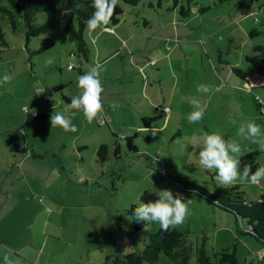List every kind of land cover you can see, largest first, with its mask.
Instances as JSON below:
<instances>
[{"label":"rangeland","instance_id":"374dc122","mask_svg":"<svg viewBox=\"0 0 264 264\" xmlns=\"http://www.w3.org/2000/svg\"><path fill=\"white\" fill-rule=\"evenodd\" d=\"M200 3L211 7L203 13L192 11L183 18L177 8H171L170 1L155 8L147 2L135 7L123 5L120 23L129 25L139 36L130 42L136 51L131 63L135 61L139 68L131 84L126 83L130 82L126 78L104 79L101 95L111 90L113 108L118 104V113L109 114L111 122L106 124H100L99 117L89 123L82 111L70 108L64 100V96L72 98L79 94L77 76L81 70L86 72L109 54L107 49L104 53L97 49V45L104 43L103 37L95 44L89 30L85 31L87 54H91L87 62L75 42L68 40L60 17L53 29L26 41L23 20L18 17L13 29L7 17L0 15L6 42L0 44V77H12L10 82L0 84V146H38V151L52 146L41 156L34 192L22 183L15 184L12 190L14 194L20 193L23 187L27 193H34V198L41 202L44 199L34 221H40L43 228L37 241L40 247L43 242L45 245L44 251L40 249L35 255L39 264H113L116 256L141 251L148 234L160 226L152 223L136 229L137 222L127 217L132 215L133 202L141 192L157 189L179 192L192 201L188 204L190 215L184 224L175 227L188 231L193 247L192 264L195 249L204 237L209 254L235 250L239 263L264 264V256H259L260 252L264 255V249L253 237L237 231L233 215L195 194L183 192L168 180L169 176H186L210 191L219 186L215 171L199 166V148L194 150L191 145L194 138H202L206 132H216L226 141L234 140L243 152L257 150L259 167L264 166L260 144L237 134L240 124L248 120L260 125L264 133V87L254 78L257 85L247 91L244 79L233 70L239 68L248 76L249 83L253 77L264 80V0ZM46 20L45 13H38L30 25L37 28ZM104 26L96 31L105 29ZM45 38H51L53 45L32 54ZM113 46L114 41L111 49L115 51L118 47ZM97 52L100 54L95 62L93 54ZM116 54V59L102 62V71L119 68L117 62L122 53ZM49 57L54 62L45 65ZM129 57L123 59L125 64ZM32 82L35 91L46 89L49 93L47 101L42 100L38 108L44 111L45 105H52L51 114L70 115L76 131L51 127V114L28 121L20 118L19 122L7 115L19 112L27 103L25 98ZM54 83L62 85V89L55 90ZM200 84L209 86L212 92H198ZM42 93L44 96L45 92ZM31 97L28 96L29 101ZM256 99H260V105ZM193 100L206 106V111L201 121L190 124L187 116ZM144 119H149L147 125ZM153 130H158L155 136ZM120 137H125V142ZM103 143L108 149L100 162L96 152ZM142 150L157 156V160L138 154ZM21 152L22 149L15 152L10 147L0 150V176H10L7 171L13 167V156L24 155ZM263 181L259 185L248 181L234 184L240 186L247 199L257 200L264 193ZM0 264H5L2 255ZM144 264L177 263L160 255L155 262Z\"/></svg>","mask_w":264,"mask_h":264},{"label":"trees","instance_id":"16d2710c","mask_svg":"<svg viewBox=\"0 0 264 264\" xmlns=\"http://www.w3.org/2000/svg\"><path fill=\"white\" fill-rule=\"evenodd\" d=\"M166 1L172 3L171 8H177L180 17L182 18L189 17L192 11L203 13L211 7L210 5L201 4V0H120V3L115 8L111 22L104 27H109L108 25L115 26L119 23L120 17L123 14V5L135 7L140 3L147 2L150 7L155 8V6L160 7L161 3ZM209 1L216 4L225 0ZM75 2H78V0H0V15L3 18L7 17V20L13 29L16 26L17 18L20 17L27 27L26 41H28L31 36L45 33L53 29L57 18L60 17L63 22L64 30L67 33L68 40L75 42L79 52H81L86 58L89 50L84 35L86 34L85 31H88V29L84 24V21L95 9L91 7V0H84L86 10H77L75 8ZM42 12L46 14V23L37 28L31 27L30 24L35 16ZM109 29L110 30L108 31H111L112 27H109ZM0 44H6L1 20ZM52 45L53 40L51 38H45L42 40L39 48L34 50L32 54L35 55L41 53ZM233 70L241 78L246 80L247 75L239 68L234 67ZM260 84L264 87V81ZM58 87L60 88L62 86L59 85ZM29 111L30 113H25L24 108L22 109V112L26 116L42 118L50 112V108L47 110L49 111L48 113L47 111L44 113H39L37 111V115L32 114L36 111L30 109ZM148 120L149 119H144L146 125ZM130 147L132 150L136 151L133 146ZM107 149L108 146L106 143L98 146L96 152L98 161L103 162ZM258 155L259 153L257 150L246 151L245 154L240 157V172L243 171L245 165H251L252 170L255 171V169L259 167L257 162ZM168 180L179 187L183 192L195 194L197 197L233 215L235 217L237 231L241 234L253 237L255 241L262 246L261 248L264 249V193H262L257 200H249L246 198L245 192L240 189L238 184H233L228 187H222L219 185L215 186L214 191H210L204 184L196 183L186 176H169ZM154 192L155 191H144L141 200L147 202L155 199ZM132 207L135 208V205ZM150 225L151 224L143 225V223H137L135 228L144 229ZM192 248V244L188 240V231L183 232L174 228L165 232L161 231L159 227L156 231L148 234V238L141 251H130L121 257L116 256L113 259V264L153 263L160 255L174 260L177 264H192ZM263 256L264 255L260 258L262 259ZM102 264H108V262ZM193 264L243 263L238 262L235 250L229 251L227 249H222L219 252L209 254L206 249V240L204 237L202 243L195 249V261Z\"/></svg>","mask_w":264,"mask_h":264},{"label":"clouds","instance_id":"9594fccd","mask_svg":"<svg viewBox=\"0 0 264 264\" xmlns=\"http://www.w3.org/2000/svg\"><path fill=\"white\" fill-rule=\"evenodd\" d=\"M120 0H91V7L95 9L92 14L85 19L84 24L90 32H94L101 25H107L111 22L115 8ZM77 10H86L84 0L75 2ZM54 58L49 57L45 60V65H51ZM71 67V66H70ZM102 66L97 64L90 67L83 74L77 76V86L79 94L71 98L69 107L82 111L86 120L91 123L103 109L101 94L104 87L101 81ZM12 79L11 76L5 74L0 77V84H6ZM257 85V84H256ZM197 91L204 94H210L212 88L205 84H200ZM29 111L25 109V113ZM206 106L199 101H192V111L188 114L187 120L190 124H194L203 119ZM51 127H60L64 131H76V126L72 123L70 115L63 112L52 113L49 117ZM156 131L151 133L156 135ZM239 136L250 141L251 143H259L261 150H264V133L261 131L260 125L252 120L241 123L238 128ZM125 142V137H120ZM191 145L194 150L199 148L198 161L199 166L209 172L215 171L216 180L222 187L232 186L237 181H248L253 185H259L264 180V166L257 167L252 170L251 165H245L243 171L240 172V157L245 154L241 150L240 145L234 140H225L222 135L212 132L205 133L202 138H194ZM138 154L149 156L153 160H157V156L146 150L140 151ZM155 199L143 202L139 194L136 200L134 211L129 220L137 223L148 225L158 223L161 231H168L184 224L186 217L190 215L188 204L191 199H185L179 192H173L170 189H157ZM5 264H15L14 260L5 254Z\"/></svg>","mask_w":264,"mask_h":264},{"label":"crops","instance_id":"0c3cea01","mask_svg":"<svg viewBox=\"0 0 264 264\" xmlns=\"http://www.w3.org/2000/svg\"><path fill=\"white\" fill-rule=\"evenodd\" d=\"M145 23H146V21H145ZM88 34H91L95 44H98L97 42H98L99 38L103 37L104 43L101 46L97 45V49L99 52L102 51L104 53L106 51V49L109 51V54L106 55V57H105V59H103V61L107 60V63H108V61H110L111 59L117 58L118 54H116V52L122 53V56L120 57L121 60L120 61L118 60L119 63L117 62L119 68H116L113 72H112V70L109 72L108 68H107V70H104V71L101 70L102 84H103L104 79H111L112 77H114V79H125L126 78L130 81V82H126V83H128V84L133 83L136 76L138 75V68L139 67H137L135 61H132V63H131V60H132L133 56L135 55L136 51H133V47H131L132 45L130 42L132 39H136L137 37H139L138 34L133 33L129 25H127V24L122 25L120 23V21L114 27H112L111 31L100 28L97 31L95 30L94 32L89 31ZM113 41H114V46L112 48H115V46L118 47L117 49H115V51H113V49H111V45L113 44ZM99 52H97L95 55L93 54V58H94L95 62L99 58V54H100ZM129 55L131 57H129ZM128 57H129V62L127 64H129V65L125 64L124 60H123V59L128 58ZM90 59H91V54L88 53L86 58H85V61L89 62ZM103 61L100 62V60L98 59L97 64L101 65V64H103L102 63ZM150 63H152V61ZM97 64H95V65L93 64L92 66H96ZM129 70H131V72ZM133 71H135V73L132 74ZM81 72H82L81 74H83V69L81 70ZM254 78L259 79L260 82L264 81L262 78H259V77H253V79ZM250 80H252V78ZM247 81L248 80H244L243 81L244 84H246ZM29 85H30L31 91L26 94L27 96L25 98V102H27V103H25V105L23 104V106L19 109V112L15 113V114H11V113L7 114L10 117L11 116L16 117L18 119V122H19L20 118L22 120L24 118L25 121H28L30 118H32L31 116H26L24 113H23L24 116L21 114L22 109L25 107L29 108L30 110L38 111L39 113H44L52 106V105H50V106L45 105L44 111H42L40 108H38V106L42 100H44V103L47 101V99L49 97V93L46 91V89H43V90L37 89L38 91L37 90L35 91L34 90L35 85L33 82L30 83ZM54 86H55L54 87L55 90H61L62 89V87L59 88L58 87L59 85H57V84H55ZM242 86H244L243 83H242ZM24 87H25V85H24ZM110 91L111 90L107 89L106 93L101 95V99L104 102V105H103L104 107H103L102 111L97 116V118L99 117V120H101V118H103V117H107L106 123L111 122V117L108 116L109 114L114 116V114L118 113V104H117L116 108H113V105H112L113 99L111 98L112 95H110ZM42 92H45L44 96H42V94H43ZM37 95H39L38 98H37ZM28 96H32L30 101L28 99ZM64 97H65V99H64L65 102L67 104H70L71 98L68 96H64ZM53 108L50 110V112L48 114H51V112L53 111ZM107 112H108V114H107ZM20 115H21V117H20ZM10 117L8 118L9 121H10ZM29 123L31 125V122H29ZM99 123H100V121H99ZM106 123H104V124H106ZM6 124H8L7 121H6ZM8 128L9 127L7 125L5 127V129L7 130ZM7 147H10L11 150L15 151V152L16 151L20 152L22 149V152L24 153V155L21 154L18 156V154L16 153L13 156L14 161L12 163H10L11 166H13V167H12V169H10V171H7V173H9L10 176L9 175H5L4 177L0 176V220L14 206H16L19 202H21L22 200H24L26 198H33L36 201L41 202V200L34 198V193H27V191H25L23 187H22L20 193L14 194L12 192V190L15 187V184L22 183L24 185H21V186H26V188H28V189L30 188L34 192V186L36 184L35 182L37 181V178H39V176H40L39 162L41 161V158H42L41 156L42 155L44 156V154H46L48 152V150H51V148H52V146H50V147H48V149H45L44 151H41V150L38 151V146H0V150L7 149ZM79 149H80V147H79ZM1 161H2V159H1ZM8 163H9V160H8ZM3 170H5V169H3ZM1 172H2V170H1ZM43 200H42V202H44ZM30 229L32 230V234H33L32 239L21 244L20 246H18L16 248H11V247L7 246L6 244L0 242V255H2V257H4L5 254L9 255V257L14 260L15 264H23L24 261H25V264H39V262H36L37 259H36L35 255H36L37 251L38 252L40 251V249H42V251H44V247H45V245L43 246L44 242L41 243V247H40V242L37 241V239L39 237L38 234L40 233V231L42 233L43 228L40 226V221H37V222H33V224L30 226Z\"/></svg>","mask_w":264,"mask_h":264},{"label":"water","instance_id":"95a60500","mask_svg":"<svg viewBox=\"0 0 264 264\" xmlns=\"http://www.w3.org/2000/svg\"><path fill=\"white\" fill-rule=\"evenodd\" d=\"M42 208V203L33 198H26L14 206L0 220V242L16 248L31 240L30 226Z\"/></svg>","mask_w":264,"mask_h":264},{"label":"built area","instance_id":"2783aa9c","mask_svg":"<svg viewBox=\"0 0 264 264\" xmlns=\"http://www.w3.org/2000/svg\"><path fill=\"white\" fill-rule=\"evenodd\" d=\"M105 29L106 30H110L109 29V27H105ZM202 43L204 42V40H202L201 41ZM258 83V81L257 80H255V79H252V80H250V83L247 81V83L245 84V88H246V90L247 91H251V89H252V87L253 86H256V84ZM259 105L261 104V101H260V99H256L255 100ZM25 109L26 108H24V111H25ZM52 109V106L50 107V110ZM49 111H47V113H48ZM27 113H30V111H28ZM37 111L36 112H34V113H32L33 115H37ZM106 121H107V117H103V118H101V120H100V123L101 124H104V123H106ZM262 255H263V252H260L259 253V256L260 257H262Z\"/></svg>","mask_w":264,"mask_h":264}]
</instances>
